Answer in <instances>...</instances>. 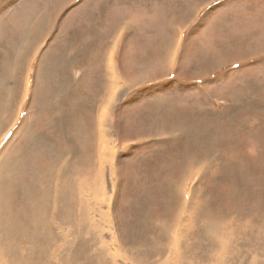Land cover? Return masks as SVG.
Wrapping results in <instances>:
<instances>
[{
	"label": "rangeland",
	"instance_id": "obj_1",
	"mask_svg": "<svg viewBox=\"0 0 264 264\" xmlns=\"http://www.w3.org/2000/svg\"><path fill=\"white\" fill-rule=\"evenodd\" d=\"M194 1L125 0L123 15L129 24L154 11L182 21ZM200 1L178 32L120 33L117 51L129 39L136 53L124 68H137L149 47L171 52L170 79L131 82L114 79L107 54L102 72L110 27L92 32L64 0H0V264H264V156H255L264 142V0ZM149 65L153 75L164 67ZM172 97L180 104L169 110ZM165 111L171 125L156 128ZM241 151L250 156H233ZM84 215L95 225L75 240L70 219Z\"/></svg>",
	"mask_w": 264,
	"mask_h": 264
},
{
	"label": "crops",
	"instance_id": "obj_2",
	"mask_svg": "<svg viewBox=\"0 0 264 264\" xmlns=\"http://www.w3.org/2000/svg\"><path fill=\"white\" fill-rule=\"evenodd\" d=\"M64 1L66 2L65 4H72L70 16H74V18H77L76 22H78L79 24L81 23V21H79L78 19L84 18L85 25L90 24L94 28L92 32H102V30L98 28L99 26L110 27L107 29L104 28L106 32H111V33L113 32L114 35L112 36L111 39L107 41L106 46H104L106 49L102 50V54H101L102 72L104 74L108 73V70H109L108 61L106 60L107 55H108L114 63L113 73L117 75L116 77H114V79L122 80V81H125L126 79V81H131V82H136L139 80L141 81L142 80H162L166 76H169V79H170L171 74H167L168 72L172 70V66H171L172 61H170V52H169V48H165L166 45H163L161 47L159 54L152 52L151 51L152 47H149L148 52L139 56V65L137 68H134L132 66L130 68H124L123 64L126 58L129 63L135 64V62L132 60L135 59L136 53L130 51L129 49L130 40L129 39H125L124 41L121 42V45L123 47V52L117 51V49L119 48V41L120 39H122V36H120V33H123L126 29H128L131 32L138 31L140 33V28H135V25L138 27L140 26L147 27V29H144L145 30L144 32L153 31V30L164 32V30L167 31V29L169 28L171 32H178L181 30V28H178L181 23L188 25L196 19L198 15L197 14L198 10H200L204 4L200 0H195L194 2H192V5L190 7L191 13L188 15L187 20L185 19V16H184L182 21H180L178 18H176L175 14L172 12L166 13V11H154L144 16L142 21H139L136 24L134 23L129 24L125 22L124 15H123V12L125 9V6H124L125 0H64ZM151 2L158 3L159 5H165L157 1H151ZM166 4H168V2H166ZM44 7L49 9V7H47L46 5H44L42 8ZM110 17L116 19L115 22H113L111 25L106 23ZM153 27H155V29H152ZM157 28H160V29H157ZM86 30L87 29L82 30V31L87 32ZM165 43H169V42H165ZM34 51L37 52L36 47L34 48ZM112 54H114V60H113ZM23 55L26 56L28 59V57L30 56V52L25 51ZM125 55H126V58H125ZM155 59L161 60V63H163L164 65L163 69L159 73L160 75H153L152 72L150 71L151 65L149 64H153ZM105 79H108V77H105L104 80ZM179 85H184V84L180 83ZM250 87L251 88H250L249 93H255L256 86L253 84H250ZM170 93L172 95V92ZM157 98L160 99L161 96H158ZM179 104L180 103L177 100H174L172 97L169 110L173 108L172 105H179ZM197 111H200V110L197 109ZM240 114H242V112H240ZM171 115L172 114H170L168 111H165L162 113L157 112L155 116V119H156L155 121L157 123H164V124L163 125L158 124L155 127L156 128L169 127L171 124L168 125V123H172V121L170 120ZM202 119H200L199 124L189 123L185 127L184 133L188 129H191L195 126L196 128H199V125L203 123ZM120 120L121 121L119 123L124 122L123 119H120ZM222 121L226 123V119H223ZM233 124L234 122H230L228 125L230 127L229 129L231 130V132L239 134V135H243L242 133H245V132H242V133L239 132L236 129V126H233ZM173 131L178 132V135L176 136H179V135L181 136L184 134L181 128H169V132H173Z\"/></svg>",
	"mask_w": 264,
	"mask_h": 264
},
{
	"label": "bare ground",
	"instance_id": "obj_3",
	"mask_svg": "<svg viewBox=\"0 0 264 264\" xmlns=\"http://www.w3.org/2000/svg\"><path fill=\"white\" fill-rule=\"evenodd\" d=\"M171 33H172V32H171ZM171 35H172V34H171ZM174 35H175V34H174ZM174 35H173V36H174ZM177 39H178V38H177ZM173 40H176V39H173ZM177 43H178V42H176V44H177ZM174 44H175V43H174ZM171 48H172V47H171ZM171 48H170V50H171ZM172 50H174V49H172ZM170 53H171V52H170ZM113 74H114V73H113ZM115 77H116V76H115ZM117 78H118V77H117ZM222 80H223V78H222ZM22 81H23V80H22ZM121 83H122V82H121ZM112 87H113V86H112ZM118 89H119V88H118ZM119 90H120V89H119ZM112 106H113V105H112ZM36 113H37V112H36ZM56 114H57V113H56ZM57 115H58V114H57ZM98 115H99V114H98ZM92 121H93V120H92ZM5 122H6V121H5ZM0 124H1V123H0ZM239 126H240V125H239ZM240 127H242V125H241ZM241 129H242V128H241ZM89 130H90V129H89ZM91 130H92V129H91ZM17 132H18V131H17ZM243 132L246 133V130L244 129ZM255 132H256V131H255ZM31 137H32V136H31ZM117 138H118V137H117ZM239 138H240V137H239ZM221 139H222V138H221ZM245 139H246V138H245ZM68 140H69V139H68ZM95 140H96V139H94V141H95ZM204 141H205V140H204ZM172 142H173V141H172ZM205 142H206V141H205ZM261 142H262V141H261ZM103 143H104V142H103ZM169 143H171V142H169ZM206 143H207V142H206ZM206 143H205V144H206ZM262 143L264 144V142H262ZM262 143H261V144H262ZM167 144H168V143H167ZM205 144H204V145H205ZM219 144H220V143H219ZM219 144H218V145H219ZM261 144H256V146L258 145V146L260 147V149L258 150V154L255 155V156H261V157L264 156V148L261 146ZM172 145H173V144H172ZM212 145H213V144H212ZM218 145H217V148H218ZM242 145H247V146H248V144L245 143V142H242ZM229 146H231V145H229ZM235 146H236V145H235ZM235 146H231L232 148L229 149L230 151H229L228 153H231V152L233 151V149L235 150ZM263 146H264V145H263ZM76 147H77V146H76ZM104 147H105V146H104ZM238 147H239V146H238ZM60 148H61V147H60ZM105 148H106V147H105ZM95 149H96V148H95ZM101 149H102V148H101ZM239 150H241V148H240ZM239 150H238V151H239ZM55 151H56V150H55ZM58 152H59V151H58ZM74 155H75V154H74ZM99 155H100V152H99ZM233 156H250V154H249L248 152H243V151H241L240 154H238V155H233ZM252 156H253V155H252ZM233 159H234V158H233ZM242 159H243V158H242ZM253 159H254V158H253ZM255 159H256V158H255ZM244 160H246V159L244 158ZM244 160H243V161H244ZM247 161H248V160H247ZM256 161H257V159H256ZM244 163H245V161H244ZM255 163H256V162H255ZM238 164H239V163H238ZM252 164H253V162H252ZM248 165H249V164H248ZM253 167H254V166H252V168H253ZM256 168H257V166H256ZM259 168H260V167H259ZM248 170H250V169H248ZM251 170H252V169H251ZM253 170H254V169H253ZM257 170H258V169H257ZM252 172H253V171H252ZM12 175H13V174H12ZM255 176H256V175H255ZM259 176H260V175H259ZM14 177H15V176H14ZM11 178H12V176H11ZM23 181H24V180H23ZM1 182H2V181H1ZM6 182H7V181H6ZM3 183H4V182H3ZM3 183H2V184H3ZM16 183H17V182H16ZM5 184H6V183H4V185H3L2 187H4V186L6 187L7 184H6V185H5ZM8 184H9V183H8ZM29 185H30V184H29ZM8 187H9V186H8ZM8 187H6V188H8ZM25 187H26V186H25ZM9 188H11V186H10ZM23 188H24V186H23ZM24 189H25V188H24ZM5 190H6V189H5ZM11 190H12V189H11ZM13 190H14V188H13ZM22 190H23V189H22ZM67 191H68V190H67ZM69 191H71V190H69ZM179 192H180V191H178V193H179ZM69 193H70V192H69ZM13 194H14V193H13ZM65 194H66V193H65ZM67 195H69V194H67ZM67 195H66V196H67ZM179 196L183 198L182 193H179ZM13 197H14V196H13ZM67 197H68V196H67ZM56 200H58V199H56ZM54 201H55V199H54ZM55 202H56V201H55ZM55 202H54V203H55ZM57 202H58V201H57ZM60 202H61V201H60ZM54 203H52V206H51L52 208H51V209H53ZM181 205H182V204H181ZM68 206L70 207V206H72V204H69ZM41 207H43V206L41 205ZM54 207H55V206H54ZM57 207H58V206H57ZM66 208H67V206H66ZM70 208H71V207H70ZM180 208H181V207H180ZM192 208H193V207H192ZM41 209H42V208H41ZM46 209H47V208H46ZM51 209H50V211H51ZM182 209H183V207H182ZM61 210L63 211V209H61ZM61 210H60V211H61ZM259 210H260V209H259ZM180 211H181V210H180ZM10 212H11V211H10ZM28 212H29V211H28ZM28 212H27V213H28ZM53 212H54V211H53ZM183 212H184V211H183ZM183 212H182V213H183ZM29 213H30V212H29ZM29 213H28V214H29ZM41 213H43V212H41ZM41 213H39V214H41ZM44 213H45V212H44ZM44 213H43V216H44ZM30 214H31V213H30ZM30 214H29V216H30ZM49 214H50V213H49ZM49 214H48V215H49ZM69 215H70V214H69ZM22 216H23V215H22ZM36 216H37V215H36ZM41 216H42V214H41ZM43 216H42V217H43ZM45 216H46V215H45ZM45 216H44V217H45ZM51 216H52V215H51ZM51 216H50V217H51ZM26 217H27V216H26ZM67 217H68V215H67ZM72 217H73V215H71V218H72ZM84 217H85V219H84ZM87 217H88V216H87ZM87 217H86V215H84V216L82 217V219H79V220H76V219L73 220L75 217H74L73 219H70V220H72V222H70V223H72L71 225L75 227L74 230L72 229V231H73V235H74V238H73V239L78 240V239L80 238V236H81V231H80V229H81V227H83L84 225H86V223H87L88 228H90V226H94V225H95V222H92L91 220H89V222H86ZM24 218H25V217H24ZM30 218H31V217H30ZM36 218H38V217H36ZM39 218H40V221H42L41 217H39ZM181 218H182V216H181ZM26 219L29 220L28 217H27ZM53 219L55 220V218H53ZM178 219H179V217H178ZM67 220H68V219H67ZM16 221H17V218H16ZM29 221H30V220H29ZM37 221H38V220H37ZM174 221H175V220H174ZM246 221H248V220H246ZM256 221H257V220H256ZM26 222H28V221H26ZM43 222H44V223L46 222V221H44V218H43V221H42L41 223H43ZM51 222H52V221H51ZM59 222H60V221H59ZM18 223H19V222H18ZM30 223L32 224V222H30ZM30 223H29V224H30ZM33 223H34V222H33ZM38 223H39V222H38ZM44 223H43V224H44ZM47 223H48V222H47ZM49 223H50V222H49ZM182 223H183V222H182ZM22 224H23V223H22ZM33 225H34V224H33ZM35 225H37V224L35 223ZM35 225H34V226H35ZM41 225H42V224H41ZM46 225L49 226V224H46V223H45L44 226H46ZM20 226H21V224H20ZM20 226H19V227H20ZM22 226H23V225H22ZM22 226H21L20 228H22ZM30 226H31V225H30ZM37 226H38V225H37ZM44 226H43V227H44ZM182 226H184V225H182ZM31 227H32V226H31ZM31 227H30V228H31ZM38 227H39V226H38ZM50 227H52V226H49V228H50ZM39 228H40V227H39ZM110 228H111V227H110ZM33 229H35V228H33ZM111 229H112V228H111ZM23 230H24V229H23ZM36 230H38V229H36ZM43 230H44V229H43ZM45 230H46V228H45ZM47 230H48V228H47ZM69 230H70V229H69ZM27 231H29V233H33V231H32V230L30 231V229L27 230ZM39 231H40V229H39ZM41 231H42V230H41ZM49 231L51 232V230H49ZM52 231H54V230H52ZM34 232H35V231H34ZM69 232H71V231H69ZM252 232H253V231H252ZM14 233H15V231H14ZM23 233H24V232H23ZM23 233H22V234H23ZM39 233H40V232H39ZM44 233H45V232H44ZM100 233H101L102 235H104V234H103V231H102V228H101ZM16 234H18V233H16ZM46 234H47V233H46ZM233 234H235V233H233ZM24 235H25V234H24ZM30 235H31V234H30ZM26 236H27V234H26L24 237H26ZM33 236H34V235L32 234L31 237L33 238ZM47 236H48V235H47ZM41 237H42V236H41ZM41 237H39V239H44L46 236L44 235V237H42V238H41ZM28 238H29V236L26 237V239H28ZM46 238H47V237H46ZM46 238H45V239H46ZM29 239H31V238H29ZM29 239H28V240H29ZM45 239H44V240H45ZM33 240H34V239H33ZM46 240H47V239H46ZM35 241H36V240H35ZM35 241H32V245H34V244L36 243ZM28 242L31 243V240L28 241ZM28 242H27V244H28ZM33 242H35V243H33ZM46 242H47V241H46ZM39 243H40V242H39ZM73 243H74V242H73ZM80 243H81V242H80ZM48 245H49V244H47V246H48ZM79 245H80V244H79ZM26 247H27V245H26ZM74 247H75V246H74ZM81 247H82V246H81ZM36 248H37V247H36ZM43 248H44V247H43ZM43 248H42V250L40 249L42 253H43V251L47 250L49 247H48L47 249L44 248L45 250H43ZM76 249H77V248H76ZM28 250H30V249H28ZM37 250H38V249H37ZM40 250H39V251H40ZM50 250H51V249H50ZM35 251H36V250H35ZM70 251H71V250H70ZM37 252H38V251H37ZM45 252H46V251H45ZM45 252H44V253H45ZM42 253H41V254H42ZM48 253H50V252H48V250H47V254H48ZM57 253H58V252H57ZM75 253H76V252H75ZM256 253H257V252H256ZM262 253H263V252H262ZM53 254H54V253H53ZM106 254H107V253H105V252H98V255H99V256L107 257ZM37 255H38V253H37ZM254 255H255V254H254ZM235 256H236V255H235ZM35 257H36V255H35ZM38 257H39V256H38ZM40 257H41V256H40ZM42 257H43V256H42ZM48 257H52V256H49V255H48ZM48 257H46V260H48ZM56 257H57L56 255L53 256V258H56ZM61 257H62V256H61ZM61 257H59V258H61ZM53 258H52V259H53ZM57 258H58V257H57ZM62 258H65V256L62 257ZM95 258H96V260H97V257H95ZM108 258H109V257H108ZM112 258H113V257H112ZM252 258H253V257H252ZM34 259H35V258H34ZM38 259H40V258H37V260H38ZM49 259H50V258H49ZM52 259H51V260H52ZM30 260H31V259H30ZM37 260H35V261H37ZM44 260H45V259H44ZM62 260H64V259H62ZM65 260H66V259H65ZM32 261H33V260H32ZM49 261H50V260H49ZM69 261H70V260H69ZM71 261H72V260H71ZM87 261H88V260H87ZM225 261H226V260H225ZM50 262H51V261H50ZM73 262H74V260H73ZM75 262H76V261H75ZM77 262H78V261H77ZM84 262H86V261H84ZM103 262H104V261H103ZM35 263L37 264V262H35ZM44 263H45V262H44ZM47 263H48V262H47ZM60 263H62V262H60ZM66 263H67V261H66ZM68 263L70 264V262H68ZM15 264H16V263H15ZM26 264H27V263H26ZM28 264H29V262H28ZM30 264H34V262H33V263L31 262ZM62 264H63V263H62ZM64 264H65V262H64ZM74 264H76V263H74ZM79 264H81V263L79 262ZM105 264H106V263H105ZM254 264H255V263H254Z\"/></svg>",
	"mask_w": 264,
	"mask_h": 264
}]
</instances>
